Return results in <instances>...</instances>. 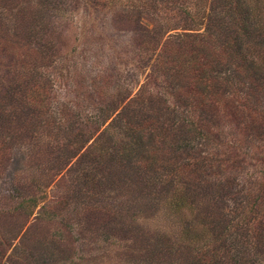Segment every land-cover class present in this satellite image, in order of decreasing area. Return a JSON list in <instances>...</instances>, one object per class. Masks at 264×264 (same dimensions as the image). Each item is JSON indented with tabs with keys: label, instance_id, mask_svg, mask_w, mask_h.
<instances>
[{
	"label": "rangeland",
	"instance_id": "obj_1",
	"mask_svg": "<svg viewBox=\"0 0 264 264\" xmlns=\"http://www.w3.org/2000/svg\"><path fill=\"white\" fill-rule=\"evenodd\" d=\"M140 6L139 0H0V207L10 205L11 192L27 186L31 178L39 185L52 182L36 196L39 201L45 198L44 210L38 209L39 204L33 213L40 210L47 220L27 219L18 239L11 241L12 246L24 245L31 251L28 264H185L189 254L175 236L174 218L166 220L153 204V197L161 200L163 193L161 182L153 180L164 164L179 165L196 155L214 164L220 150L224 172L219 169L216 175L236 181L226 200L229 208L235 198L240 201L243 181L264 175L256 160L264 156V141L252 140L244 132L240 115L247 96L264 105L257 90L217 84V96L208 98L209 122L204 125H211V136L206 142L193 141L196 149L185 147L192 145L194 134L189 124L196 119L192 100L187 99L184 80L168 84L173 82L166 70L168 49L152 43L158 39L163 43L161 34L166 30L167 34L181 31L168 29L174 25L163 12H142ZM180 17L184 20L185 14ZM42 91L39 104L35 94ZM137 91L142 94L139 99L149 103L132 102L137 110L132 122L149 120L156 127L150 141L161 155L159 170L133 169L115 154L106 170L99 166L100 172L112 177V188L100 199L90 198L93 204L107 203L111 210L106 215L76 212L65 204L57 211L58 194L75 183L66 169L88 146L85 138L99 134L107 123L101 125L102 116L111 108L110 118L120 114ZM248 105L259 111L257 105ZM107 131L111 135L114 128ZM72 133L80 139L69 149L66 137ZM115 133L119 138L123 135L120 128ZM237 143L243 144L242 149H235ZM228 144L230 150L224 149ZM63 151L68 154L61 160ZM91 158L86 155L82 162ZM232 158L238 166L232 165ZM57 161L68 166L60 169ZM202 183L208 182L202 178ZM20 222L16 213L5 215L0 219V238L10 239ZM256 234L258 246L240 253L247 261L264 258V228ZM226 259L230 263L231 256ZM3 261L0 264H6Z\"/></svg>",
	"mask_w": 264,
	"mask_h": 264
},
{
	"label": "trees",
	"instance_id": "obj_2",
	"mask_svg": "<svg viewBox=\"0 0 264 264\" xmlns=\"http://www.w3.org/2000/svg\"><path fill=\"white\" fill-rule=\"evenodd\" d=\"M139 4L142 12L151 9L157 11V14L163 12L168 17V23L174 25V28L168 29L181 31L167 34L166 30V33L161 34L162 37L165 36L163 43L160 39L153 40L152 43L155 47L168 49L165 63H169V66L166 70L173 78V82L168 84H178L181 79L186 83L187 99L192 100L189 101L190 107L196 113V124L193 121L189 123L194 127L191 129L194 132L191 143L195 140L206 142L211 136V125H204L209 122L206 117L210 112L208 98L217 96V84L218 87L227 83L230 87L234 84L257 90L261 93L259 96L264 99V0H139ZM180 14H185L184 20ZM156 54L158 56V52ZM43 93L44 91L35 94L38 97L37 103ZM139 96H142L141 91H137L125 104L123 111L114 118L109 117L110 113L114 112L113 108L102 116L101 125L107 122L105 128L95 137L89 134V137L85 138V142L89 144L80 153L77 152L72 164L68 166L66 161L65 164L58 161L55 163L63 170L67 165L66 172H71L75 179L73 189L70 187L69 191L65 190L63 194L60 192L59 198L55 197L58 198V203L53 206L57 211L58 207L65 204L67 208L73 207L71 210L76 212L82 210L90 211L94 215L101 214L100 217L106 215L111 210L106 206L107 203L93 204L90 198L100 199L112 188V177L108 172H100L99 169L102 168L99 166L108 167V163L116 159L115 154H119V160L127 162L133 169L142 168L147 173L156 167L159 170L161 155L152 149L154 145L152 146L150 141L156 127L149 120L132 122V116H136L137 111L132 102L139 100L143 106L148 102L147 99H139ZM247 99L240 106V115L245 121L243 130L252 140L264 141V105L250 101V96H247ZM248 102L257 105L259 111L249 106ZM126 115L130 118L127 119ZM197 118L201 123L197 122ZM113 128L114 132L108 134L107 130ZM119 128L123 134L121 138L115 133ZM79 139L77 134L68 135L66 140L69 149L78 144ZM188 145L185 144L188 149L197 148L196 143H192L190 147ZM242 145L237 143L235 149H242ZM185 147L181 149V153L178 152L180 156ZM230 147L231 144H228L224 149L230 150ZM67 154L63 151V157L60 159L64 160ZM217 154L219 156L214 164H208V160L196 154V158H186L187 160L179 165L172 164V161L168 162L169 165L164 164L163 170L153 180V183L158 180L161 182L159 186L162 187L163 193L159 195L161 200L153 197V204L161 209L166 220L167 217L174 218L173 225L178 226L175 236L189 254V259L185 258V264H264V258L247 261L240 255L241 251L248 250V247L255 249L258 246L259 236L256 230L264 228V210L256 214L264 207V175L243 181L245 187L239 190L240 201L235 202V198L229 208L226 204L229 201L228 194L230 195L236 181L216 175L215 172L223 164L221 159L225 158L220 150L215 155ZM86 155L92 158L82 162ZM260 157L256 160L259 159L262 165L259 170L264 174V156ZM231 161L232 165L238 166L239 161L234 158ZM221 172L223 174L224 170ZM202 178L208 183L199 184ZM210 178L213 181H210ZM51 184L52 182L47 184L45 181L39 185L31 178L27 186H17V189L11 192L13 196L11 195L10 205L6 208L0 207V219L5 218L7 214L16 213L22 221L16 226L10 239L0 238V262L4 260L3 263L6 264H28L27 252L31 251L24 245L12 246L11 241L17 238L27 224V219L32 217V221L47 220L40 216V210H44L41 202L45 198L39 201L36 196L42 194L44 187ZM209 188H212V192L208 191ZM39 204L40 210L33 214ZM222 208L223 214L220 215ZM250 211L252 214H249ZM48 220H51L49 214ZM248 234H251L250 241ZM164 246L165 244L161 248ZM227 256H231L230 263L227 262Z\"/></svg>",
	"mask_w": 264,
	"mask_h": 264
}]
</instances>
